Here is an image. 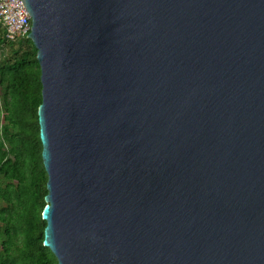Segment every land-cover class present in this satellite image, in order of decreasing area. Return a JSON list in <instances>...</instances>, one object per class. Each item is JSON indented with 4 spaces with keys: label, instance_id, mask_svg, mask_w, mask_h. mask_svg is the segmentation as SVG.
<instances>
[{
    "label": "water",
    "instance_id": "water-1",
    "mask_svg": "<svg viewBox=\"0 0 264 264\" xmlns=\"http://www.w3.org/2000/svg\"><path fill=\"white\" fill-rule=\"evenodd\" d=\"M57 264H264V0H22Z\"/></svg>",
    "mask_w": 264,
    "mask_h": 264
},
{
    "label": "trees",
    "instance_id": "trees-1",
    "mask_svg": "<svg viewBox=\"0 0 264 264\" xmlns=\"http://www.w3.org/2000/svg\"><path fill=\"white\" fill-rule=\"evenodd\" d=\"M36 52L27 36L8 40L0 23V264H57L43 245L47 173Z\"/></svg>",
    "mask_w": 264,
    "mask_h": 264
},
{
    "label": "built area",
    "instance_id": "built-area-1",
    "mask_svg": "<svg viewBox=\"0 0 264 264\" xmlns=\"http://www.w3.org/2000/svg\"><path fill=\"white\" fill-rule=\"evenodd\" d=\"M0 23L5 28L8 40L27 36L31 29V17L23 1L0 0Z\"/></svg>",
    "mask_w": 264,
    "mask_h": 264
}]
</instances>
